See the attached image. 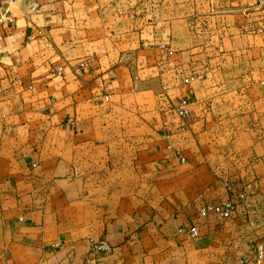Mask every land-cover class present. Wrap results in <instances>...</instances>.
<instances>
[{
  "label": "crops",
  "instance_id": "1",
  "mask_svg": "<svg viewBox=\"0 0 264 264\" xmlns=\"http://www.w3.org/2000/svg\"><path fill=\"white\" fill-rule=\"evenodd\" d=\"M227 62L264 72L258 0L0 7V264H264V82L200 81Z\"/></svg>",
  "mask_w": 264,
  "mask_h": 264
},
{
  "label": "rangeland",
  "instance_id": "2",
  "mask_svg": "<svg viewBox=\"0 0 264 264\" xmlns=\"http://www.w3.org/2000/svg\"><path fill=\"white\" fill-rule=\"evenodd\" d=\"M226 61H228V59H226ZM205 66L207 68V65ZM234 68L236 69H229V63L227 62L223 70H212L213 67H211V70L202 71V74L200 72L197 73L201 76L200 81L205 79V82H264V72L260 65H254L253 70L248 72L246 71L245 65L242 64L236 65ZM189 73V77H192L193 73L196 72L191 70ZM250 122L253 124L251 125L252 128H257L258 126L261 128L262 120L254 119V121L250 120Z\"/></svg>",
  "mask_w": 264,
  "mask_h": 264
},
{
  "label": "built area",
  "instance_id": "3",
  "mask_svg": "<svg viewBox=\"0 0 264 264\" xmlns=\"http://www.w3.org/2000/svg\"><path fill=\"white\" fill-rule=\"evenodd\" d=\"M12 0H0V7L6 5L7 3L11 2ZM258 4L261 6V12L264 13V0H258ZM8 21H11L8 19ZM57 73V72H56ZM104 101H107V98L104 97ZM187 101L185 99H181L177 102V104L173 107V111L181 118H185L188 116V111L186 109ZM182 161V160H181ZM210 212L217 215L221 219H229L233 213V205L230 202H226L221 205H214L208 208ZM183 234L187 235L189 238H196L197 237V230L194 226L187 228ZM90 251L93 256H97L99 254H106L109 252L108 246L105 244L104 241H98L93 243L90 246ZM258 255H262V248L258 247Z\"/></svg>",
  "mask_w": 264,
  "mask_h": 264
}]
</instances>
